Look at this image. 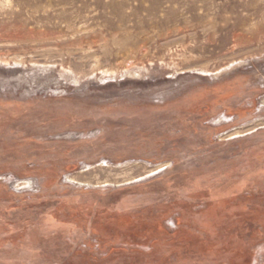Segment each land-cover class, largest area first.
I'll return each instance as SVG.
<instances>
[{
	"label": "rangeland",
	"instance_id": "rangeland-1",
	"mask_svg": "<svg viewBox=\"0 0 264 264\" xmlns=\"http://www.w3.org/2000/svg\"><path fill=\"white\" fill-rule=\"evenodd\" d=\"M254 260L264 0H0V264Z\"/></svg>",
	"mask_w": 264,
	"mask_h": 264
},
{
	"label": "crops",
	"instance_id": "crops-1",
	"mask_svg": "<svg viewBox=\"0 0 264 264\" xmlns=\"http://www.w3.org/2000/svg\"><path fill=\"white\" fill-rule=\"evenodd\" d=\"M252 252V251H251ZM250 264H258L256 260L253 261H250Z\"/></svg>",
	"mask_w": 264,
	"mask_h": 264
},
{
	"label": "bare ground",
	"instance_id": "bare-ground-1",
	"mask_svg": "<svg viewBox=\"0 0 264 264\" xmlns=\"http://www.w3.org/2000/svg\"><path fill=\"white\" fill-rule=\"evenodd\" d=\"M104 167V166H103Z\"/></svg>",
	"mask_w": 264,
	"mask_h": 264
}]
</instances>
